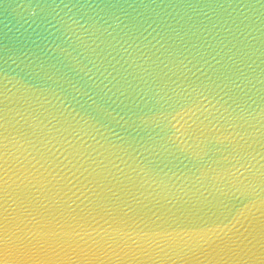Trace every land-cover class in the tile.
I'll return each instance as SVG.
<instances>
[{
  "label": "water",
  "instance_id": "water-1",
  "mask_svg": "<svg viewBox=\"0 0 264 264\" xmlns=\"http://www.w3.org/2000/svg\"><path fill=\"white\" fill-rule=\"evenodd\" d=\"M0 264H264V0H0Z\"/></svg>",
  "mask_w": 264,
  "mask_h": 264
}]
</instances>
